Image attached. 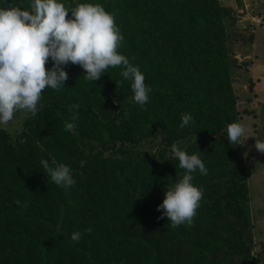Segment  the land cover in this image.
<instances>
[{
  "label": "trees",
  "instance_id": "1",
  "mask_svg": "<svg viewBox=\"0 0 264 264\" xmlns=\"http://www.w3.org/2000/svg\"><path fill=\"white\" fill-rule=\"evenodd\" d=\"M88 2L114 16L118 51L144 73L149 101L143 109L131 101L120 67L93 82L69 64L66 87L42 90L43 107L27 114L21 133L0 128V264H258L251 172L226 134L241 119L235 74L249 66L231 59L234 10L220 0ZM184 112L193 120L180 128ZM172 143L201 151L208 169L193 173L203 189L193 222L175 228L156 210L184 172ZM41 158L68 164L75 184L58 187Z\"/></svg>",
  "mask_w": 264,
  "mask_h": 264
},
{
  "label": "clouds",
  "instance_id": "2",
  "mask_svg": "<svg viewBox=\"0 0 264 264\" xmlns=\"http://www.w3.org/2000/svg\"><path fill=\"white\" fill-rule=\"evenodd\" d=\"M122 40L114 16L101 3L82 0L72 7L64 0H30L24 8L11 0L7 4L0 0V125H7L20 111L35 115L43 107L42 90L66 87L69 64L79 65L84 70L82 77L93 82L109 68L120 67V76L130 85L131 101L143 109L151 88L139 65L118 51ZM75 120L73 116L72 122H66V131L76 127ZM192 120L191 113H182L179 127L190 126ZM226 134L230 145L246 148L250 139L245 142L244 137L253 132L242 122L233 121L226 125ZM252 139L257 142L243 155L247 157L254 150L264 156V138ZM169 149L184 172L164 188V198L156 210L161 213L159 218L167 217L169 226L175 228L193 222L203 193L202 187L193 183V173L207 175L208 169L201 151L188 153L176 143ZM39 163L58 187L68 190L75 184L68 164H50L44 158ZM80 236L75 231L70 238L79 241Z\"/></svg>",
  "mask_w": 264,
  "mask_h": 264
},
{
  "label": "rangeland",
  "instance_id": "3",
  "mask_svg": "<svg viewBox=\"0 0 264 264\" xmlns=\"http://www.w3.org/2000/svg\"><path fill=\"white\" fill-rule=\"evenodd\" d=\"M220 2L226 7H235L236 22L228 27L231 59H236L239 63L249 62L247 69H242L235 74L234 89L238 97L240 122L251 128L253 132L252 136L244 137L245 142L250 139L247 147H239L245 165L251 172L248 182L253 224V254L258 264H264V156H260L254 150L247 157L243 155L257 142L252 138H264V6L261 9L262 12L256 9L247 16L241 12L240 8L236 9L235 0H220ZM259 4L260 8L262 2ZM252 37L253 41H250ZM27 114L24 111L17 112L11 122L0 125V128L16 136L22 132Z\"/></svg>",
  "mask_w": 264,
  "mask_h": 264
},
{
  "label": "crops",
  "instance_id": "4",
  "mask_svg": "<svg viewBox=\"0 0 264 264\" xmlns=\"http://www.w3.org/2000/svg\"><path fill=\"white\" fill-rule=\"evenodd\" d=\"M235 2L237 3L236 9L240 8L241 12L244 14H247V16H249L251 13H253L256 9H257V11L262 12L261 9L264 6V0H235ZM238 2H240V3L238 4ZM260 2H262V5L259 8ZM231 7L233 10L235 9V7H233V6H231Z\"/></svg>",
  "mask_w": 264,
  "mask_h": 264
}]
</instances>
